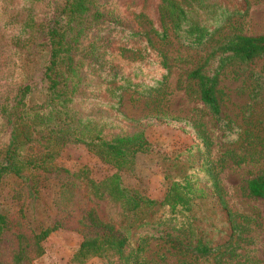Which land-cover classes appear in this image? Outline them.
<instances>
[{
    "label": "rangeland",
    "instance_id": "rangeland-1",
    "mask_svg": "<svg viewBox=\"0 0 264 264\" xmlns=\"http://www.w3.org/2000/svg\"><path fill=\"white\" fill-rule=\"evenodd\" d=\"M64 1L39 0L38 19L50 16L53 7L49 2ZM239 5L241 13L215 16L218 22L202 44H192L183 34L169 29L165 39L151 36L156 50L147 57L137 52L128 53L127 58L113 55L115 67L102 78L108 80L114 71H118L117 79L126 76L116 93L121 96L118 108L136 121L125 123L128 127L143 130L146 150L136 152L128 167L118 170L114 162L83 144L67 142L53 161L50 180L42 182L37 197L23 205L32 222L39 219L46 223L63 215L64 225L43 241L41 256L22 264H105L98 256L78 262L73 258L88 223L86 214L92 210L101 217L111 206L110 215L121 225L132 215H118V204L84 194L89 180L97 183L117 172L124 187L160 200L167 186L189 171L193 173L190 180L204 189L191 211L194 222L187 213L172 214L165 207L161 209L169 220L165 225L156 222L132 227L137 234L175 227L171 236H147L140 245L137 264H264V197L250 195L246 187L249 179L264 177V54L248 61L231 60L220 69L217 113L201 101L198 80L189 77L232 36L264 35V0H242ZM7 44L0 38V85L11 90L30 84L29 104L40 101L47 49L31 44L29 51L10 54ZM10 62H17L16 68L8 65ZM82 101L84 105L78 107L84 106L88 113L103 120L109 117L105 122L112 133L122 129L118 116L101 110L91 97ZM3 136L0 131V139ZM13 182L10 176L4 178L0 201L10 207V218L17 220L15 210L21 202L9 196ZM214 182L223 205L209 190ZM59 193L63 196L57 200ZM199 240L210 241L213 247L199 253L193 249Z\"/></svg>",
    "mask_w": 264,
    "mask_h": 264
},
{
    "label": "trees",
    "instance_id": "trees-1",
    "mask_svg": "<svg viewBox=\"0 0 264 264\" xmlns=\"http://www.w3.org/2000/svg\"><path fill=\"white\" fill-rule=\"evenodd\" d=\"M38 1L0 0V38L8 43V53L29 51L31 44L47 49L40 101L29 104L30 84L11 90L0 85V131L4 134L0 139V186L5 177H12L9 196L21 202L15 210V220L10 218V207L0 201V264H22L23 260L41 256L43 241L64 225L63 215L46 223L39 219L32 222L23 205L37 197L41 184L44 186L42 182L50 180L53 161L67 142L83 144L114 162L118 170L128 167L136 152L146 150L143 130L128 127L125 123L136 121L118 108L121 96L116 93L126 76L117 79L118 71H114L108 80L102 78L104 72L110 73L115 67L113 55L119 53L127 58L128 53L137 52L147 57L156 50L151 36L165 39L169 29L183 34L192 44H202L218 22L216 15L227 17L242 12V0H65L60 4L49 2L52 12L41 20ZM262 54L264 35L237 34L216 47L202 65L189 73L198 80L201 101L217 113L220 69L231 60L248 61ZM17 64L8 65L14 69ZM161 64L166 66L164 60ZM88 97L101 110L118 116L122 129L112 133L105 122L108 116L103 120L88 113L84 106L78 107ZM192 176L190 171L179 175L160 200L124 187L117 172L97 183L89 180L84 194L118 204L117 214L131 212L132 218L124 225L116 223L110 215L111 206L101 217L98 212H88L89 224L73 258L78 262L98 256L105 264H137L140 245L147 236H171L175 227L151 234H137L133 228L156 222L165 225L169 221L161 211L165 207L172 214L187 213L194 222L191 211L204 189L196 180H190ZM246 187L250 195L264 197V177L249 179ZM209 190L223 205L215 182ZM62 196L59 193L57 200ZM212 247L210 241L199 240L193 249L205 254Z\"/></svg>",
    "mask_w": 264,
    "mask_h": 264
}]
</instances>
